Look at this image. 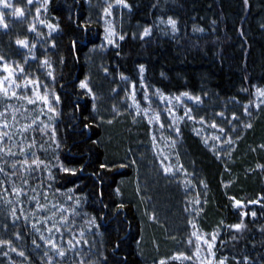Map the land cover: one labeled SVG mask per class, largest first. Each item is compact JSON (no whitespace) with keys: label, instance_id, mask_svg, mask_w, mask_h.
Segmentation results:
<instances>
[{"label":"rangeland","instance_id":"374dc122","mask_svg":"<svg viewBox=\"0 0 264 264\" xmlns=\"http://www.w3.org/2000/svg\"><path fill=\"white\" fill-rule=\"evenodd\" d=\"M9 3L12 7L8 9L0 6L7 24V28L0 25V126H8L0 127V133L8 134L0 142V168L4 169L0 172V264H48V256H59L46 240H54L67 257L90 243L91 233L81 228V200L55 187L52 167L41 166L39 161L15 168L7 163L35 158L39 149L49 148L43 129L53 134L57 118L56 110L49 111V105L41 100L47 95L52 107L56 103L53 64L48 60L55 48V20L47 15L44 0ZM254 3L262 9L258 24L263 29L264 0ZM86 5L88 21L99 24L102 32L100 43L89 47L83 56L85 72L78 83L84 93L82 98L90 99L93 114L108 127L118 122L126 128L135 125L147 129L148 143L130 150L127 160L134 168L133 199L143 222L142 245L153 256L151 264H231L218 252V245L223 244L222 232L209 212L210 185L197 167L200 159L190 154L187 140L195 138L207 154L222 164L221 178L225 173L229 176L228 165L245 157L248 137L259 131L264 134V87L254 88L250 100L218 101L206 93L167 96L144 83L137 86L109 70L108 51L118 49L126 38L146 39L154 30L162 37L173 38L177 26L173 31L168 24L172 18L159 19L154 26L132 24L130 7H123L117 0H86ZM13 8L22 9L24 15H11ZM105 8L110 15H105ZM49 24L53 28L47 27ZM145 29L148 35H144ZM17 40L27 41V46L17 44ZM4 65L11 69L10 77ZM12 92L21 98L13 97ZM249 124L251 127H247ZM260 146L264 148V143ZM9 150L15 155H8ZM226 184L223 181L222 187Z\"/></svg>","mask_w":264,"mask_h":264},{"label":"trees","instance_id":"16d2710c","mask_svg":"<svg viewBox=\"0 0 264 264\" xmlns=\"http://www.w3.org/2000/svg\"><path fill=\"white\" fill-rule=\"evenodd\" d=\"M125 2L132 24L154 26L159 19L172 18L177 34L165 38L154 30L143 40L126 38L118 49L107 53L111 72L167 96L206 93L218 101L250 100L254 88L264 87V28L258 24L263 12L254 0ZM46 12L57 26L55 48L48 57L53 64V91L59 97L54 103V132L43 129L49 148L39 149L35 158L7 163L35 165L39 161L41 166L52 167L55 187L82 202L81 228H88L91 241L72 256H48L52 263L151 264L153 256L142 245L143 222L133 199L134 168L127 160L130 150L148 143L147 129L126 128L118 122L108 127L93 114L90 99L82 98L78 83L85 72L83 56L100 43L102 32L99 24L88 21L86 0H48ZM261 142V131L248 137L245 157L229 164L231 174L221 178L222 164L195 138L187 140L190 154L200 159L197 167L210 185L209 212L222 232L218 252L231 264H264ZM223 181L228 183L224 187Z\"/></svg>","mask_w":264,"mask_h":264},{"label":"snow or ice","instance_id":"6c2138e0","mask_svg":"<svg viewBox=\"0 0 264 264\" xmlns=\"http://www.w3.org/2000/svg\"><path fill=\"white\" fill-rule=\"evenodd\" d=\"M45 4H47L48 0H44ZM245 2H247V0H245ZM28 3L31 4L32 3V0H28ZM117 3L118 4H122L123 7L125 8H128L129 5L127 3H125V0H117ZM0 6H2L3 8L5 9H8L10 7H12V5L9 3V0H0ZM111 5L108 6V8H110ZM108 8H105V15H110V12L108 11ZM37 12H39V8L37 9ZM11 15L13 16H23L24 13H23V10L20 9V8H13L12 12H11ZM168 24L171 25L173 31L176 30V21L172 20V19H169L168 20ZM0 25H3V27L7 28V24L4 23V14L3 13H0ZM47 27H49L50 29L53 28V25L49 24L47 25ZM30 30H34V29H30ZM106 31H108L106 29ZM149 33V30L148 29H145L144 31V35H148ZM110 35H115L114 32H110ZM107 38V37H106ZM120 39H123V36L120 37ZM113 41L109 40V43H112ZM17 44L21 45V46H27V41H24V40H17ZM0 59H2V57H0ZM45 64H47V61L44 62ZM3 70L4 72H8L9 73V77L11 76V69L7 66V65H4L3 67ZM21 72H23V68L20 69ZM141 71H143V68L141 67ZM48 75H52L51 72L48 73ZM9 77H5V79H9ZM32 81H29V83H31ZM13 84H15V80L12 81ZM3 84V81H0V85ZM17 87H19V85H17ZM81 87H85V85L82 83L81 84ZM262 95H264V93H261ZM5 95H7V92H5ZM13 97L17 98V99H20L21 97H17L16 96V93L15 92H12L11 94ZM189 99H193V97H189ZM197 101L199 100L198 97L195 98ZM41 100L43 101L44 104L46 105H49V108L48 110L51 111V112H55V109L54 107L51 106L50 104V101L48 100V97L47 95L45 96H42L41 97ZM56 102L58 103L59 102V97H56ZM29 103H34V101L32 100H29ZM190 111V110H189ZM191 118V117H190ZM233 119H237V117L233 116ZM0 127H4V128H7L8 126L5 124V125H2ZM212 127H216L215 124L212 125ZM247 127H251V125H247ZM24 131H27V126H25L24 128ZM178 131V130H177ZM221 131H223V129H221ZM8 134L7 133H0V142L3 141V137L4 136H7ZM11 137H9L10 139ZM229 143H231V141L229 140L228 141ZM0 151H3V149H0ZM8 155H15V153L11 152L10 150L8 151ZM25 163H27V161H25ZM13 168H15V165H13ZM64 171H70L69 169H63ZM4 169L3 168H0V172H3ZM167 171V169H166ZM73 175L75 174L74 172L72 173ZM53 207H55V205H53ZM66 223V221H65ZM33 227H35V225H33ZM241 226L240 225H236V228L239 229ZM49 231H51V229H49ZM81 235H83V233H81ZM41 239H45L43 236H41ZM213 239H215V237H213ZM47 244H49L51 246V248L53 250L56 251V253L58 254L59 257H64L65 256V251L63 249H61L56 243L54 240H46L45 241ZM33 243H35V241H33ZM71 243V242H70ZM37 247H39V245H36ZM74 247V245H73ZM13 251H15V249H12ZM19 255L23 256L24 253L23 252H20L18 253ZM45 255H47V253H45ZM48 264H52L51 260L48 261ZM81 264H83V261L81 262ZM160 264H165L164 261H161ZM220 264H223V261L220 262Z\"/></svg>","mask_w":264,"mask_h":264}]
</instances>
